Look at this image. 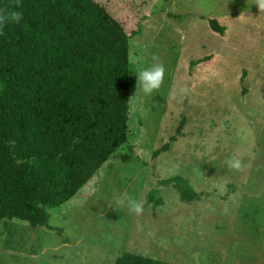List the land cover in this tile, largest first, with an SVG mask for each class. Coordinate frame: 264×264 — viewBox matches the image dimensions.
Instances as JSON below:
<instances>
[{
  "label": "rangeland",
  "instance_id": "obj_1",
  "mask_svg": "<svg viewBox=\"0 0 264 264\" xmlns=\"http://www.w3.org/2000/svg\"><path fill=\"white\" fill-rule=\"evenodd\" d=\"M93 1L129 38L126 142L75 197L45 210L59 233L0 220V264H114L122 252L264 264V11L255 0ZM157 62L164 80L144 96L138 73ZM230 157L240 169L227 167ZM175 176L196 201L158 185ZM152 190L160 206L147 200ZM121 192L143 202L141 214L114 204Z\"/></svg>",
  "mask_w": 264,
  "mask_h": 264
},
{
  "label": "trees",
  "instance_id": "obj_2",
  "mask_svg": "<svg viewBox=\"0 0 264 264\" xmlns=\"http://www.w3.org/2000/svg\"><path fill=\"white\" fill-rule=\"evenodd\" d=\"M0 17V220L59 233L45 210L75 197L126 142L129 38L93 0H0ZM158 185L184 203L199 198L179 176ZM147 200L161 205L157 190ZM114 264L169 263L122 252Z\"/></svg>",
  "mask_w": 264,
  "mask_h": 264
},
{
  "label": "clouds",
  "instance_id": "obj_3",
  "mask_svg": "<svg viewBox=\"0 0 264 264\" xmlns=\"http://www.w3.org/2000/svg\"><path fill=\"white\" fill-rule=\"evenodd\" d=\"M255 6L259 11H264V0H255ZM18 19V17H17ZM3 17H0L2 22ZM164 66L161 63H153L151 66L144 68L138 73L140 82V91L144 96H151L156 90L161 87L164 80ZM225 164L231 169H240L241 161L235 157L226 159ZM117 207L125 208L129 213L139 215L143 211V202L135 199L127 192H121L114 200Z\"/></svg>",
  "mask_w": 264,
  "mask_h": 264
}]
</instances>
